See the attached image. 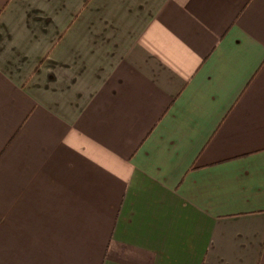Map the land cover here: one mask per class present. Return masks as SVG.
<instances>
[{"label":"crops","instance_id":"1","mask_svg":"<svg viewBox=\"0 0 264 264\" xmlns=\"http://www.w3.org/2000/svg\"><path fill=\"white\" fill-rule=\"evenodd\" d=\"M0 264H264V0H0Z\"/></svg>","mask_w":264,"mask_h":264}]
</instances>
